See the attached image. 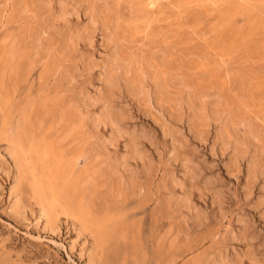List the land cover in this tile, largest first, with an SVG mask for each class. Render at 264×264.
Returning <instances> with one entry per match:
<instances>
[{
  "label": "rangeland",
  "instance_id": "rangeland-1",
  "mask_svg": "<svg viewBox=\"0 0 264 264\" xmlns=\"http://www.w3.org/2000/svg\"><path fill=\"white\" fill-rule=\"evenodd\" d=\"M115 1L0 0V264H264V169L258 168L264 152L255 145L264 143V0H147L136 17L126 3L115 10ZM104 20L112 28L103 27ZM112 22L133 30L125 32L127 40L119 36V46L111 39ZM164 50L174 62L167 90L184 96L179 105L171 95L162 99L154 67L143 75L142 93L117 76L111 105L125 112L121 125L128 134L115 141L112 126L95 121L104 107L108 61L154 65L152 54ZM14 60L26 65L21 78L12 70ZM180 77L190 85L179 88ZM243 77L251 81L244 89ZM199 88L235 101L246 98L247 119L222 135L226 115L204 123L187 104L189 92ZM129 133L140 139L147 161L127 159ZM251 134L253 141L241 146L245 153L235 150L234 140ZM102 140L110 150L97 154ZM44 147L52 152L48 161L38 154ZM55 151L66 152L69 160L82 153L75 176L85 181L82 205L63 201L59 227L52 228L39 198L50 196L47 183L62 185ZM113 160H125L127 168H113ZM187 166L199 176H189ZM22 170L29 177L21 183L17 207ZM207 179L214 183L205 190Z\"/></svg>",
  "mask_w": 264,
  "mask_h": 264
},
{
  "label": "bare ground",
  "instance_id": "bare-ground-1",
  "mask_svg": "<svg viewBox=\"0 0 264 264\" xmlns=\"http://www.w3.org/2000/svg\"><path fill=\"white\" fill-rule=\"evenodd\" d=\"M99 1V0H98ZM145 1H147V0H117V2H116V8H114L115 10H117L118 12H120V7L122 6V4H128L131 8L130 9H132L131 11H133L134 10V12H133V14H132V16L133 17H136V16H138L139 15V11L141 10V7L143 6V4H144V2ZM39 3V2H38ZM96 3H97V0H96ZM114 3V2H113ZM146 3V2H145ZM152 3V2H151ZM154 3V2H153ZM152 3V4H153ZM111 5H112V3H111ZM149 5V4H148ZM62 6V5H61ZM93 9L94 8H96L97 6H96V4L95 3H93ZM145 6H146V4H145ZM144 6V7H145ZM114 7V5L112 6V8ZM146 8H148V7H146ZM111 10L110 8H108V7H103V9H102V11L104 12V10ZM142 10H144V9H142ZM152 10V9H151ZM61 11V10H60ZM116 11V12H117ZM123 11V10H122ZM117 12V13H118ZM63 13V12H62ZM61 13V14H62ZM144 13V12H143ZM100 14H101V12H100ZM113 14V13H112ZM123 14H125V13H123ZM145 14V13H144ZM148 14V13H147ZM92 15H93V20H97L96 19V16H95V13L93 12L92 13ZM91 15V16H92ZM116 15V14H115ZM62 16H64L63 14H62ZM102 16V15H101ZM141 16H143V15H141ZM5 17V16H4ZM116 17H117V15H116ZM98 20L100 19L99 18V15H98ZM121 18V17H120ZM125 18H127L126 16H125ZM138 18V17H137ZM97 20V22H99ZM109 20V19H108ZM125 21H126V19H124ZM106 21H107V19H106ZM111 22V21H110ZM53 23V22H52ZM58 23V22H57ZM112 23H115L116 24V22H112ZM129 23V22H128ZM64 24V23H63ZM68 24V23H67ZM103 27L105 26V28L107 27V29L110 27V28H112L111 26V23H110V25H109V23H106L105 22V20L102 22V24H101ZM130 24H124L123 22H120V23H117L116 24V26L113 28V29H111L112 31V36H111V39H112V41L115 43V45L117 46L118 45V41H117V39L119 38V36L121 35V36H123L122 38H124V35H125V32L126 31H133V30H130V26H129ZM133 26L135 25V24H132ZM131 25V26H132ZM134 28H135V26H134ZM99 30V29H98ZM83 31V30H82ZM137 31V30H136ZM133 33H136V32H133ZM128 34V33H127ZM131 34V33H130ZM129 34V35H130ZM132 35V34H131ZM134 36V35H133ZM125 37H126V35H125ZM127 38V37H126ZM126 38H124V39H126ZM134 38V37H133ZM37 40V39H36ZM74 40V39H73ZM123 40V39H122ZM121 39H120V41H122ZM127 40V39H126ZM125 40V41H126ZM129 40V39H128ZM80 41V40H79ZM124 41V40H123ZM130 41H131V39H130ZM120 43L121 42H119V45H120ZM123 44V43H122ZM121 44V45H122ZM118 45V46H119ZM19 47V46H18ZM21 48V47H20ZM13 49V48H12ZM15 49V48H14ZM18 49V48H17ZM156 49V48H155ZM169 49V48H168ZM167 49V50H168ZM37 50V49H36ZM157 50V49H156ZM167 50H164V51H161V52H154L152 55H153V57H155V58H157V61H156V64H154V65H152V64H150V63H148V64H146L145 63V61L143 62V63H145V65H143V64H140V65H136V66H133L132 64H126V65H117L116 63H113V62H111L110 60L108 61V66H109V72H108V74H109V78H108V81H106L107 83L106 84H108V85H106V87H105V90H106V93L104 94V92H103V95L100 97V100L103 102V104H104V107H103V109H102V111H101V113H100V115L96 118V120L95 121H97V124H98V122H100V123H102L103 122V124H105V125H111L112 127L111 128H113V130H114V133H116V139H115V141H117L119 138H121L122 136L124 137L125 135L124 134H128L127 133V131H125V129H123V127H122V125H121V122L123 121V120H125V119H127V117L125 116V112L123 113L121 110H116L112 105H111V102H112V100H113V98L115 97V93H116V86H117V84L115 83V79H117L118 80V78H116L117 76L119 77V78H123L124 80H125V85L127 86V88H129L131 91H134V93L135 92H137V93H142L143 92V84L145 83V81H142L143 80V78H144V76L143 75H150V72H151V70H150V68L151 67H154V72L152 71V73H153V80H154V82H155V85L157 86V90L159 91V93L161 94V97H162V99H167L166 101H168V100H171V96H172V94H170L171 92L169 91V90H167V86H169V85H172V83H171V81L169 80V79H171V70H172V68H173V63L174 62H172V60L170 61L169 60V56H170V54H171V49L169 50L170 51V54H169V52L167 51ZM28 51V50H27ZM15 53H16V51H14ZM18 53V52H17ZM21 53V52H20ZM29 53H31V52H29ZM27 54V55H30V54ZM14 55V54H13ZM26 55V54H25ZM26 55V56H27ZM16 57V56H15ZM14 57V58H15ZM171 57V56H170ZM10 58V57H9ZM31 58V57H30ZM18 59V58H17ZM32 59H33V57H32ZM1 60V59H0ZM3 60V59H2ZM18 60H20V59H18ZM18 60H14V62L15 63H13L12 64V70H14L15 69V71L16 72H19L20 71V67L22 68V64L20 63V61H18ZM23 60V59H22ZM24 60H26V59H24ZM29 60V59H28ZM28 60L26 61V62H24V63H27L28 62ZM66 60V59H65ZM11 61H12V58H11ZM174 61V60H173ZM2 62V61H1ZM142 62V61H141ZM141 62H139V63H141ZM4 63V62H3ZM22 63H23V61H22ZM23 63V64H24ZM1 64V63H0ZM11 65V64H10ZM177 66H178V64H176ZM1 66V65H0ZM10 67V66H9ZM24 67H26V65H23V68ZM8 68V67H7ZM22 68V69H23ZM11 69V68H10ZM5 70V69H4ZM9 70V69H8ZM27 70V69H26ZM31 70V69H30ZM103 70V69H102ZM23 71V70H22ZM174 71V70H173ZM9 72V71H8ZM26 72V71H25ZM5 73V72H4ZM22 72L20 71V73H18L19 74V77L21 78L22 76L20 75ZM11 74H13L12 73V71H11ZM17 74V75H18ZM175 74V73H174ZM8 75V74H7ZM6 75V76H7ZM13 77V76H12ZM244 79H242V80H240L241 81V88L242 89H244V87L246 86V85H248V86H250L249 84H250V82H249V80L247 79V78H245V77H243ZM250 78V77H249ZM7 79V78H6ZM9 79V78H8ZM11 79V78H10ZM13 79V78H12ZM16 79H18V78H16ZM145 79V78H144ZM179 79V78H178ZM24 80H25V78H24ZM117 80H116V82H117ZM7 81V80H6ZM11 81V80H10ZM144 82V83H143ZM179 82V85L181 86V87H179V88H184V87H188L189 85H190V82L188 81V80H186V79H183V78H181L180 77V81H178ZM1 83V82H0ZM7 83V82H6ZM16 83V82H15ZM147 83V82H146ZM2 84V83H1ZM240 85V84H239ZM119 86V85H118ZM173 86V85H172ZM239 87V86H238ZM1 88V87H0ZM194 88V87H193ZM240 88V89H241ZM196 90V89H195ZM199 90H202V91H198V92H193V93H191V92H189L190 94H189V96H188V98H187V101H188V103L187 104H189L190 105V107L191 108H193L194 109V112H195V115L201 120V121H203L204 123H209V120H208V118L209 117H211L212 119H214V120H218V119H220L223 115H226V119H224L225 121H224V124H223V126H222V135H227V136H229V134H230V131L232 130V131H234V128L238 125V123H243V121H245L246 119H247V117L244 115V113H245V111H246V103L244 102L245 101V99L242 101V99L241 100H239V101H235V100H233V99H230L229 97H226L223 93H221L220 91H214V93H210L208 90H204V89H200L199 88ZM2 91V90H1ZM145 91V90H144ZM151 91V90H150ZM146 92V91H145ZM3 92H1V94H2ZM102 93V92H101ZM148 93V92H147ZM158 93V94H159ZM187 93V92H186ZM1 94H0V97H1ZM159 94V95H160ZM227 94V93H226ZM171 95V96H170ZM3 96V95H2ZM145 96V95H144ZM184 95L182 94V92L180 91L179 93H178V95L176 96V97H174V95L172 96V97H174V99H173V102L174 103H176L177 105H179V103L177 102V100L178 99H180V98H182ZM227 96H230V95H227ZM233 96V95H232ZM235 97V96H234ZM238 97V96H237ZM236 97V98H237ZM4 98V97H3ZM244 98V97H243ZM161 99V98H160ZM240 99V98H239ZM3 100V99H2ZM5 100V99H4ZM45 100V99H44ZM43 100V101H44ZM236 100H238V98L236 99ZM247 101V100H246ZM49 102V99H48V101H47V103ZM172 102V101H171ZM96 103V102H95ZM247 103H248V101H247ZM3 104H5V103H3ZM2 104V105H3ZM43 104V103H42ZM1 105V104H0ZM41 105V104H40ZM85 105V104H84ZM5 106V105H4ZM43 106V105H42ZM44 106H45V104H44ZM88 106V105H87ZM4 108V107H3ZM2 108V106L0 107V109H3ZM6 108V107H5ZM36 108H37V106H36ZM36 108H35V110H36ZM41 108V107H40ZM44 108V107H43ZM42 108V109H43ZM48 108V107H47ZM42 109H40V110H42ZM5 110V109H4ZM1 111V110H0ZM49 112V111H48ZM4 113V112H3ZM38 114V113H37ZM49 114V113H48ZM39 115H41V114H39ZM44 115V114H43ZM47 117V116H46ZM224 117V116H223ZM29 119V118H28ZM45 119V118H44ZM2 121V120H1ZM36 121H38L37 120V118H36ZM221 121V120H220ZM45 122V121H44ZM29 123V122H28ZM30 124V123H29ZM95 124V123H94ZM93 124V125H94ZM42 125V124H41ZM242 125V124H241ZM1 127L0 128H2V123H1V125H0ZM96 124L94 125V127H95V129H96ZM99 126V125H98ZM93 127V128H94ZM4 128H5V126H4ZM30 128H31V126H30ZM237 128V127H236ZM6 129V128H5ZM94 129V130H95ZM97 129H98V127H97ZM96 129V130H97ZM236 130V129H235ZM28 132L29 131H27L26 133H27V137L28 136H30V135H28ZM25 133V134H26ZM232 133V132H231ZM257 133H258V131H257ZM259 134V133H258ZM32 135V134H31ZM234 135V134H233ZM255 136L257 137V134L255 133ZM255 136H252V134L251 135H249V138H248V136L246 135V138L247 139H236V140H234V148H235V150H237L239 153H241V154H243V153H245V149H243V148H241V146L242 145H244V144H246L248 141H253V139L251 138V137H255ZM259 136H261V135H259ZM129 138L127 139L128 140V144H126L127 146L129 145V151L131 152V154L130 153H128V157L127 156H125V157H127V159L128 158H130L131 160H132V157L135 159L136 157H137V159L139 158V159H144V158H146V157H148V155H146L145 154V152L143 153L142 151H141V148H140V143H141V141H139L138 140V136L135 134V133H129V136H128ZM143 137V136H142ZM141 137V138H142ZM29 138V137H28ZM60 138V137H59ZM145 138V137H144ZM223 138V137H222ZM227 138V137H226ZM257 138H259V137H257ZM63 139H64V137H63ZM63 139H60V140H63ZM224 139V138H223ZM234 139V138H233ZM233 139H231V137L229 138V141L228 142H226L227 144H230V142L232 143V140ZM260 139V138H259ZM29 140H33V139H29ZM35 140V139H34ZM40 140H42V138L40 139ZM58 140V139H57ZM57 140H56V142L55 143H57ZM60 140H59V142H60ZM138 140V141H137ZM227 140H228V138H227ZM256 140V139H255ZM262 140V139H261ZM104 141H107V140H104ZM24 142L25 143H27L25 140H24ZM23 142V143H24ZM62 142V141H61ZM113 142V141H112ZM111 142V143H112ZM259 142H260V140H259ZM39 143H40V141H39ZM39 143H38V146H39ZM12 144H13V142H12ZM259 143L257 142L255 145H256V147L258 148V149H260V151L262 150L263 152H264V143H263V141H261L260 142V145H258ZM22 145V144H21ZM29 145V144H28ZM105 145H107V144H105V142H103V140H102V142H98V144H97V151H99L97 154H101V153H107V152H109L108 150H110L109 149V147L107 148V146H105ZM14 146V145H13ZM37 146V147H38ZM62 146H63V144H62ZM66 146V145H65ZM12 147V146H11ZM24 147V146H23ZM22 147V148H23ZM53 147V146H52ZM60 147V146H59ZM58 147V148H59ZM21 148V149H22ZM25 148V147H24ZM36 148V147H35ZM57 148V149H58ZM64 148V147H63ZM18 148H16L15 150H17ZM33 149H34V147H33ZM59 149H61V148H59ZM12 150V149H11ZM25 150V149H24ZM58 151V150H57ZM16 152H19L18 150L17 151H14V153H16ZM25 152V151H24ZM37 152V151H36ZM66 152H67V150H66ZM66 152H61V151H59L58 153H56V151H55V153H56V158L57 159H55L56 160V165H55V160H53V162H54V167H56V172H58V174H59V176L61 177V180H62V185H60L61 187H59V189H55L56 187L55 186H52V185H49L48 183H47V185H45V186H48L45 190H48V192H49V195L50 196H48V197H46V196H42V198H39V199H41V210H42V214L45 216V218H46V223L49 225V226H51L52 228H56V227H59V221H60V211H59V209H60V207L61 206H63V201H65L66 203L68 202V203H71L72 205L74 204L75 206H77V207H80L81 205H82V202H83V200H82V196H81V194H82V187H83V185L82 184H84V181H85V177H83V178H81L80 176L77 178L75 175H76V173L78 172L77 170V172H75V169H76V166H77V160H78V158L82 155V153H80L81 155L79 156V157H77V159L76 158H73V160H69L68 158H67V153ZM262 152V153H263ZM55 153H54V155H55ZM38 154H39V156H40V158H41V161H48V159H50L51 158V155H52V152H51V150L49 149V147H44L43 149H41V151H39L38 152ZM86 154V153H85ZM89 154V153H88ZM34 155V154H33ZM74 156H76V155H74ZM122 156V155H121ZM14 157V156H13ZM35 157H36V154H35ZM82 157V156H81ZM85 157V156H84ZM16 159H19L18 158V156H17V158ZM125 159V158H124ZM129 159V160H130ZM136 159V160H137ZM24 160V158L23 159H20L19 161H20V163H21V165L20 166H23L22 164H24L25 163V160ZM145 161H147L146 159H144ZM143 160V161H144ZM259 165H258V168H261V169H264V159L262 158V157H260L259 159ZM39 161V160H38ZM143 161H141V162H143ZM113 168H115V169H117L118 170V168L120 167V165H119V163H121V162H117L116 160L114 161L113 160ZM129 162V161H128ZM34 163H35V161H34ZM145 163V162H144ZM147 163V162H146ZM145 163V165H147ZM190 163V162H189ZM37 164V163H36ZM35 164V165H36ZM44 164V163H43ZM122 165H121V170H122V167H125L126 166V168H127V165H126V162H125V160H124V162L123 163H121ZM133 164V163H132ZM150 163H148V165H149ZM25 165H28V164H25ZM41 165V164H40ZM45 165V164H44ZM137 165V164H136ZM142 165H144V164H142ZM48 166V165H47ZM52 166V165H51ZM112 166V165H111ZM40 167V166H39ZM133 167V166H132ZM147 167V166H146ZM149 167V166H148ZM37 168V167H36ZM49 168V167H48ZM119 168V169H120ZM187 168H188V172H189V176H191L193 179L194 178H196L197 176H199V174H197V170H196V168L195 167H191V166H187ZM18 169H20V168H18ZM41 169H42V167H41ZM45 169H46V167H45ZM44 169V170H45ZM55 169V168H54ZM111 169H112V167H111ZM115 169H114V172H115ZM133 169V168H132ZM21 170V169H20ZM19 170V171H20ZM37 170V169H36ZM47 170H49V169H47ZM130 170V169H129ZM18 171V172H19ZM39 171V170H38ZM50 171V170H49ZM81 171V170H80ZM84 171V170H83ZM113 171V170H112ZM262 171V170H261ZM33 172V171H32ZM36 172V171H35ZM55 172V171H54ZM79 173H81V172H79ZM49 174V173H48ZM259 174V171L257 170L254 174H253V177H256L257 175ZM20 175V176H19ZM19 175H18V188L16 189V192L17 193H19V195H18V199H17V201H16V206L18 207H20V204H21V202H22V198H21V194H20V186H21V183L23 182V180L25 179H27L28 177H29V175L26 173V172H24L23 170L21 171V174L19 173ZM40 175V174H39ZM43 175H45L44 173H43ZM43 175H40V176H42L43 177ZM51 175V174H50ZM49 175V176H50ZM57 175V174H56ZM88 175V174H87ZM31 177V176H30ZM36 178V177H35ZM55 178V177H54ZM46 179V178H45ZM53 179V178H52ZM42 180V179H41ZM57 180V179H56ZM32 181V180H31ZM52 181V180H51ZM60 181V180H59ZM58 180H57V182H58V184L60 183ZM89 181V180H88ZM34 182V181H33ZM37 183H38V181H36ZM205 182V190L206 189H208V188H210V186L214 183L213 182V180L212 179H207L206 181H204ZM25 183V182H24ZM23 183V184H24ZM32 183V182H31ZM86 183V182H85ZM88 183V182H87ZM86 183V184H87ZM34 184V183H33ZM32 184V185H33ZM37 185V184H36ZM42 185V184H41ZM39 186V185H38ZM37 186V187H38ZM36 187V186H35ZM36 187V188H37ZM24 188V187H23ZM44 188V187H43ZM38 189H39V187H38ZM40 189H41V187H40ZM42 192V191H41ZM31 193H32V191H31ZM38 193V192H37ZM46 193V192H45ZM44 194V193H43ZM42 194V195H43ZM35 194H33V196H34ZM39 195H41V194H39ZM48 195V194H47ZM121 195V194H120ZM119 195V196H120ZM36 196H37V194H36ZM118 196V197H119ZM215 198V197H214ZM118 199V201H120V203H121V200H119L120 198H117ZM186 203H188V204H186L185 203V205H187V209L188 208H191V205L189 204V202H190V198L189 197H186ZM215 200V199H214ZM117 201V200H116ZM216 201V200H215ZM218 201V200H217ZM220 201V200H219ZM218 201V202H219ZM37 202H39V201H37ZM117 203V202H116ZM123 203V202H122ZM38 204V205H39ZM118 204V203H117ZM87 205V204H86ZM108 205V204H107ZM116 204H115V202H114V206H115ZM120 205V204H119ZM112 206H113V204H112ZM110 204H109V206L108 207H112ZM113 206V207H114ZM64 207V206H63ZM69 208L71 207V206H68ZM67 207V208H68ZM87 206H85V208H86ZM92 207H94V206H92ZM92 207H90L91 208V210H92ZM112 207V208H113ZM85 208H84V210H85ZM116 208H117V206H116ZM68 210V209H67ZM69 210H71V209H69ZM95 210V209H94ZM80 211V210H79ZM78 211V212H79ZM89 212H90V210H88ZM104 211V210H103ZM106 211V210H105ZM91 212H93V211H91ZM73 213V212H72ZM81 212H79V214H80ZM86 213V212H85ZM71 214V213H70ZM88 214V213H87ZM87 214H86V216H87ZM100 214V213H99ZM68 215H69V213H68ZM77 215V214H76ZM75 215V216H76ZM70 216V215H69ZM85 215H83V217H84ZM89 216H90V214H89ZM74 217V216H73ZM79 217H80V215H79ZM78 217V218H79ZM91 217V216H90ZM100 217V216H99ZM75 218V217H74ZM77 219V218H76ZM91 219H93V218H91ZM83 220H85V219H83ZM90 220V219H89ZM98 220V219H97ZM96 219L94 220V222H96L97 221ZM74 222V221H73ZM92 222V221H91ZM80 223V222H79ZM83 223V222H82ZM97 223V222H96ZM75 224H76V221H75ZM78 224V223H77ZM87 224V223H86ZM99 224V223H98ZM128 224V223H127ZM84 225H85V222H84ZM83 225V226H84ZM88 225H91L89 222H88ZM88 225H87V227H88ZM95 225V224H94ZM97 225V224H96ZM130 225H131V223H130ZM136 225V224H135ZM139 225V224H138ZM93 226V225H92ZM97 227V226H96ZM95 227V228H96ZM125 227H127V225L125 226ZM124 227V228H125ZM129 227V226H128ZM133 227H135V226H133L132 225V228ZM85 228V227H84ZM89 228V227H88ZM132 228H130V229H132ZM139 228V227H138ZM140 230V229H139ZM130 231H132V230H130ZM129 231V232H130ZM84 232H87V231H84ZM127 232H128V230H127ZM90 234H92V233H90ZM120 234V233H119ZM130 234H131V232H130ZM135 234V233H134ZM133 234V235H134ZM139 234V233H138ZM30 235V234H29ZM88 235V234H87ZM132 235V234H131ZM140 235V234H139ZM121 236V235H120ZM123 236V235H122ZM121 236V237H122ZM141 236V235H140ZM113 237H116V236H113ZM123 237H125V236H123ZM133 237H137V236H133ZM131 238V237H130ZM129 238V239H130ZM139 238V237H138ZM137 238V239H138ZM176 238V237H175ZM120 239V238H119ZM134 240L136 239V238H133ZM132 239V240H133ZM162 239V238H161ZM124 240V239H123ZM157 240H160L159 238L157 239ZM165 240V239H164ZM172 239H170V241H171ZM120 241V240H119ZM126 241H127V239H126ZM142 241V240H141ZM163 241V240H162ZM168 241H169V239H168ZM175 241V240H174ZM174 241L172 240V243H174ZM103 242V241H102ZM109 242H110V240H109ZM132 242V241H131ZM135 242H136V240H135ZM134 242V243H135ZM159 242V241H158ZM167 242V241H166ZM166 242H164V243H166ZM115 243H117V242H115ZM134 243H132L133 245H136V243L134 244ZM162 243L163 242H161V246H162ZM108 243H106V245H107ZM118 244V243H117ZM140 244V243H139ZM143 244V243H142ZM160 244V243H159ZM171 244V243H170ZM113 245V244H112ZM112 245H111V247H112ZM114 245H116V244H114ZM113 245V246H114ZM163 245H165V244H163ZM167 245V244H166ZM158 246V245H157ZM172 246H173V244H172ZM171 246V247H172ZM105 247V246H104ZM133 247H136V246H133ZM138 247V246H137ZM160 247V246H159ZM164 247V246H163ZM170 247V248H171ZM105 248H107V247H105ZM162 248V247H161ZM167 248V247H166ZM136 249H139V248H136ZM143 249V248H142ZM103 250V249H102ZM104 250H106V249H104ZM141 250V249H140ZM158 250V249H157ZM156 250V251H157ZM163 250H164V248H163ZM137 251V250H136ZM145 251V250H144ZM105 252V251H104ZM104 252H102V253H104ZM136 253V252H135ZM141 253V252H140ZM143 253V252H142ZM156 253V252H155ZM158 253H159V251H158ZM157 253V254H158ZM160 253H161V251H160ZM159 253V254H160ZM113 254V253H112ZM158 254V255H159ZM162 254V253H161ZM104 255V254H103ZM137 255V254H136ZM157 255V256H158ZM144 256V255H143ZM156 256V257H157ZM165 257V256H164ZM102 258H103V256H102ZM101 260V259H100ZM107 260V259H106ZM105 260V261H106ZM113 260V259H112ZM111 260V261H112ZM177 260V259H176ZM101 262H102V260H101ZM108 262V261H107ZM95 263V262H94ZM109 263H111V262H109ZM175 263V262H174ZM98 264V263H97ZM103 264H105V263H103ZM176 264V263H175ZM220 264H222V262L220 263ZM223 264H224V262H223Z\"/></svg>",
  "mask_w": 264,
  "mask_h": 264
}]
</instances>
